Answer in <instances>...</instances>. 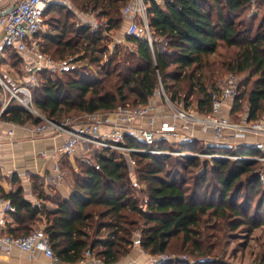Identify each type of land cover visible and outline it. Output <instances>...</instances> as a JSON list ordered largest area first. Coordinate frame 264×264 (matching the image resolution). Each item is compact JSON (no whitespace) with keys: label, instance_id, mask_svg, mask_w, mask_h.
<instances>
[{"label":"trees","instance_id":"obj_1","mask_svg":"<svg viewBox=\"0 0 264 264\" xmlns=\"http://www.w3.org/2000/svg\"><path fill=\"white\" fill-rule=\"evenodd\" d=\"M128 1L53 0L47 5V28L37 37L41 49L62 63L57 73L40 71L31 89L32 103L39 113L60 122L72 114L112 112L119 106L146 102L160 84L171 100L180 99L184 91L188 96L196 90L201 94L199 110L208 112L210 92L215 90L206 88L204 69L207 56L223 43L235 47L228 68L233 72L248 70L253 76L245 97L249 119L259 118L264 103V11L258 19V13L248 10L254 1L261 8L264 0H147L153 49L145 34L135 33L125 34L127 41L135 43L133 50H120L118 42L111 41V32L124 22L120 8ZM80 10L102 17L103 25L100 22L92 29L87 20L78 17ZM244 94L240 88L239 96L232 101L229 116L233 119L239 118ZM13 101L0 118L20 124L42 123L22 106L12 105ZM125 142L145 145L129 132L125 133ZM196 142L195 138L188 140V149L195 151ZM205 145L199 151L258 154L249 146ZM89 154L90 162L77 158L76 168L67 161L60 166L70 173L67 196L58 191L39 192L37 196L43 202L37 205L22 195L21 188L5 192L0 186V197L15 206L12 217L16 224L6 232L27 234L37 220L44 218L51 248L65 264L82 259L86 250L105 264L116 262L130 251L136 231L146 253L174 255L154 264H234L217 257L222 237L239 227L249 233L264 225L262 161L130 152L139 182L133 184L142 194L141 205L136 208L129 207L124 196L132 175L125 154L109 148ZM208 174L211 179H207ZM210 180L215 182L211 190ZM246 188L259 191L251 214L248 209L253 198L245 197L240 204L242 210L235 201ZM178 238L181 244L176 252L171 245ZM261 247L249 264H264V242Z\"/></svg>","mask_w":264,"mask_h":264},{"label":"built area","instance_id":"obj_2","mask_svg":"<svg viewBox=\"0 0 264 264\" xmlns=\"http://www.w3.org/2000/svg\"><path fill=\"white\" fill-rule=\"evenodd\" d=\"M51 1L53 0H11L9 9L0 14L2 34L0 41L18 52H27L32 55V66L27 81L13 89L4 86L10 93V99L42 119V123L36 125V132L48 129L56 134L65 135V139L58 149L61 154L72 156L78 148H81L82 144L92 146L93 149H115L128 156L129 162L128 160L127 162L130 169H133L134 160L130 157V152L198 155L196 152L172 151L168 147H162L161 144L165 145L170 141L184 144L195 138L194 133L197 130H209L213 137V142L210 143L249 146L258 151L256 155L208 154L209 156L264 161V118L249 119L248 108L239 115L238 119L231 118L229 112L226 115L220 113L224 102L233 101L239 96L240 85L233 74L228 76L226 82L217 91L210 92L211 109L208 112H202L197 103H190L183 98L171 100L160 84L155 93L161 94V105H158L151 97L143 103L119 106L110 112L113 120L110 127L105 130H101L97 114L86 115L87 120L74 123V125L70 118L56 122L39 113L33 106L31 89L37 84L40 71L47 69L49 72H54L59 64L41 49V40L37 37L44 25V10ZM154 1L162 2L163 0ZM147 6V0H129L122 8V15L124 18L129 17L125 30L127 35L135 34L139 29V22L142 20L145 36L152 50ZM80 14L89 17L87 21L92 29L98 26V23L92 18V12L80 11ZM8 104L9 102H6L5 106ZM8 132L11 133V130ZM126 132L138 137L145 145H128L125 142ZM82 158L90 162L86 155H83ZM63 176V170L56 163L54 165V180L59 182ZM260 178L264 182L262 174ZM14 211L15 206L12 202L7 198L0 197V250L2 246H5L7 250L10 247H16L30 256L40 252L50 260L49 264H65L53 252L44 227H36L27 234L16 236L3 230L2 226L6 217ZM132 245L140 246L139 231L135 232ZM146 254L148 257L145 264H154L174 257V255L165 253ZM182 257L184 258L185 255ZM88 258H92L94 264H103L102 260L92 256L89 250H86L80 260Z\"/></svg>","mask_w":264,"mask_h":264},{"label":"crops","instance_id":"obj_3","mask_svg":"<svg viewBox=\"0 0 264 264\" xmlns=\"http://www.w3.org/2000/svg\"><path fill=\"white\" fill-rule=\"evenodd\" d=\"M67 3L68 0H57ZM11 5V0H0V14L6 12ZM78 17L82 20H88L89 17L80 14ZM93 18V17H92ZM129 17L124 18V22L128 23ZM127 26V25H126ZM0 30V39H1ZM6 47L0 41V112L7 109L6 102H11L8 88L13 89L20 83L27 81L28 74L32 66V55L27 52H18L21 60H15L9 63L6 60ZM13 48V47H11ZM14 49V48H13ZM16 51V50H15ZM57 70L54 71L56 73ZM6 82V83H5ZM10 84L9 86L7 85ZM157 102V101H156ZM16 104L13 101L12 105ZM158 105H161L157 102ZM231 100L224 102L220 108L222 115L228 114ZM2 110V111H1ZM0 113V114H1ZM97 119L100 122L101 130L110 127L113 116L110 112L97 113ZM75 125V124H74ZM36 125L31 122L16 123L0 118V186L5 192L15 191L21 188L22 195L29 201L40 205L43 200L38 198L39 192L51 194L58 191L62 196H67L70 192L69 182L66 180L64 172L61 181L54 180V165L58 163L60 166L65 162L72 163L81 157V148H78L75 154L67 156L61 154L58 149L65 139L64 134H56L53 131L45 130L43 132L35 131ZM11 130V133L8 131ZM195 138L213 139L209 130H197L194 133ZM213 142V140H212ZM74 167V166H73ZM66 170V169H65ZM16 224L9 214L2 226L3 230H7ZM148 255L140 246H132L127 255L110 264H145ZM50 260L42 253L37 252L34 256L23 252L16 247H10L8 250L5 246L0 250V264H49ZM66 264H94L92 258L79 260L74 263ZM105 264V263H103Z\"/></svg>","mask_w":264,"mask_h":264},{"label":"rangeland","instance_id":"obj_4","mask_svg":"<svg viewBox=\"0 0 264 264\" xmlns=\"http://www.w3.org/2000/svg\"><path fill=\"white\" fill-rule=\"evenodd\" d=\"M124 6H122L120 8L121 13H122V8ZM71 7L74 8L73 5ZM263 11H264V4L260 8L257 1H254L248 10V13H252V12L258 13L259 14L258 19H259L260 16L262 15ZM48 16L49 15L46 14L45 18H47ZM92 17H93L94 21L99 23V24H100V22H101V24L104 22L102 17H99V16L96 17L94 15V13H92ZM126 25H127V22H123L118 30L111 32V34H112L111 41L118 42V46H120V50H124V49H127V50L132 49L133 50L135 43H133L131 41H127L125 39V30L127 27ZM46 28H47V22L45 21V24L43 25L40 34ZM136 33L138 35H144L145 34L143 24H142V20L139 24V29ZM112 48L113 47H110L108 52L110 50H112ZM234 50H235V47H226L223 43H221L214 53L208 55L207 56V65L204 69L205 71H204L203 79H204V82H205L207 89H213V90L217 91L220 88V86L226 82V80L230 74L235 75V77H236V79L240 85V88L243 89L245 92L244 98L242 100V105L240 107L241 111L238 114V115H240L246 108H248L245 95L247 93V89L251 86V81L253 79V76L249 75L248 70H244L242 72H237V71L233 72L228 68V65H229L228 62L230 61L229 58H231L232 55H234L233 54ZM6 52H7L6 60H8L9 63H12L13 61L18 60L19 58L22 59L20 53H18L17 51H15V49H13L11 47H6ZM106 55H107V52H106ZM104 57H105V54H104ZM57 62L59 63V65L57 67L56 73L58 72L59 66L62 63L60 61H57ZM7 85L9 86L10 84L7 83ZM9 87L12 88V86H9ZM158 89L159 88H157L156 90H158ZM186 93H185V91L183 93H181V98H183L185 101L188 100V102H190V103H197L198 97H199V95H201L196 90L192 94H189L188 96L186 95ZM167 95H169V94L167 93ZM151 97H153V99H155V101H157L159 104L162 103V97H161L160 93L158 94V93L154 92ZM258 117L264 118V103L262 104V111L260 112ZM67 118H70V121L73 124L87 120V116L85 114H83V115L72 114L70 116H65V117L61 118V121H63L64 119H67ZM195 139H198V141H199V142L195 143V151L189 150L188 145L186 143L177 144V143L170 141L168 143H165V145L162 143L161 146L162 147H168L172 151L183 150L185 152H196V153H198L197 156H199V158H201V159H211V156L208 155L209 153H207L205 151H199L198 148H201V147L205 148L206 147L205 144H209L210 142H212V139H210V138H207V139L195 138ZM232 147L235 148L234 145ZM93 150H95V148L93 149L92 146H86L85 144H82V146H81V153H82L81 157L83 155H86V157H87L89 151H90V154H89V156H90L91 152H93ZM168 155L171 157L186 156V155H178V154H168ZM262 162H264V161H262ZM73 163H74V165H73L74 168H76L77 167L76 161H74ZM208 163L210 164V162H208ZM133 172L134 171L132 169L131 170L132 175L129 178L128 187L126 189V192L124 193V196L126 198V204L129 207L134 206L136 208H139L141 205L142 194L138 192V188L136 187L135 184H133V183H136V184L139 183L136 180ZM65 175L67 177L66 180L68 181L70 173L66 171ZM211 178H212V175L208 174L207 179H211ZM210 181H211V183H210V190H211V188H213V186H215V182H214V180H210ZM245 197L249 198V199L253 198L252 200H250V203H249L250 208L248 209V212L251 214L253 211V208H254V206H255L258 198H259V191L252 192L249 188L242 189L238 193L237 198L235 199L236 204H238L240 210H242V205H240V204L243 203V200H245ZM204 198H205L204 200L208 199L207 197H204ZM263 210H264V208H262L261 211H263ZM44 226H45V219L44 218H42L41 220H37L33 225L34 228L44 227ZM262 242H264V225H260V226L256 227L252 232H249V233H248L247 229L239 227L238 229L234 230L233 232L229 231L228 233L225 234V236L222 237V240H221V242L219 244V248H218V250L220 252L217 255V257L221 260H224V261H227L230 263H234V264H249L254 260L255 256L262 251V247H261ZM180 244H181V240L179 238L174 240L172 242L171 249L173 251L178 252L180 250ZM169 252H172V251H169ZM170 254L173 255L172 253H170ZM178 254H184V252L178 253ZM126 255L127 254L122 255L119 258V260L124 258ZM188 257L191 258L190 256H188Z\"/></svg>","mask_w":264,"mask_h":264},{"label":"water","instance_id":"obj_5","mask_svg":"<svg viewBox=\"0 0 264 264\" xmlns=\"http://www.w3.org/2000/svg\"><path fill=\"white\" fill-rule=\"evenodd\" d=\"M126 157H127L128 162H129V158H128V156H126Z\"/></svg>","mask_w":264,"mask_h":264}]
</instances>
